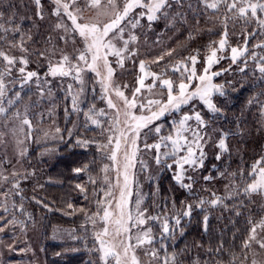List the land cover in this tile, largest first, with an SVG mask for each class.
Here are the masks:
<instances>
[{"label":"snow or ice","instance_id":"6c2138e0","mask_svg":"<svg viewBox=\"0 0 264 264\" xmlns=\"http://www.w3.org/2000/svg\"><path fill=\"white\" fill-rule=\"evenodd\" d=\"M33 3L36 17L39 20L45 19V5L42 0H33ZM201 3L205 9L215 12H220L223 8L222 17H216L223 28L221 38L208 45L203 54V67L197 70L201 55L197 50L194 55L176 60L172 64H165L159 72L153 71L152 65H159L166 57H172L176 52L175 48L167 49L151 61L139 60L136 83L131 88L127 83H118L115 73L117 68H124L126 61L136 62L133 58L138 56V49L131 47L138 41L134 30L143 27L142 21L149 28L153 22L161 19L169 25L174 24L176 18L182 17L183 13L172 10L174 7L182 8L183 0H50L51 7L48 10L57 19L54 27L63 33L60 40L65 45L72 43V53L51 44V36L47 38L51 47L30 50L28 45L33 42L30 30H24L15 24V13L5 19V13L0 12V45L7 46V50L0 46V118H3V128H8L11 121L13 126L8 128V131L12 135L24 133L27 126L26 135L31 136L32 124L27 118V106L23 116L19 109L12 111L22 99L20 91H13V88L9 87V84L15 86L17 82L23 88L34 81L39 95L44 97L52 95L49 77L61 80L70 78L72 82L67 83L64 88L65 99H70L71 111L75 113L82 111L80 105L84 103L86 93L89 90L94 93L95 85L98 84L100 99L105 102L107 109L111 110L109 112L103 108L97 109L95 104H91L87 111H84L85 126L87 127V121H90L101 128V134H106V142L101 143L95 138H78L73 145L80 148L96 145L97 150L111 162L101 169V186L93 189L96 211L89 214L87 209H76L71 203L66 206L72 213H83L85 224L92 225L93 248L89 251L98 254L100 264H142L138 251L143 252L147 264H179L178 254L169 253L162 241L169 237L175 239L177 230L183 235L182 220L191 217L195 208L203 209L206 205L227 207L224 201L241 193L245 197L253 194L264 196V154H261L246 173L244 169L229 173L232 179L229 185L225 186L224 196L210 191L211 199L201 197L195 203L181 201L179 206L173 200L171 208L165 204L156 215L149 214L148 210L142 207L143 196L139 193L136 169L139 165V171L144 172L148 170L149 165L141 153H152L151 159L158 169L171 171L172 180L179 187L192 192L195 181L189 172L204 168L207 159L206 147L213 139L212 134L208 132L211 120L205 118L204 110L212 114L221 113L222 109L218 106L216 97L226 96L225 84L215 82V78L229 71L231 64L228 69L212 71L213 66L219 64L221 59L228 58L219 53L230 50L232 64L243 65L238 69L241 73L249 70L250 59L253 62L250 69L253 75L259 73V79L264 81V54H258L255 50L249 51L248 48L250 37L254 38L258 33L264 35V0H201ZM230 20H242L244 25H255L251 31L245 29L243 45H229ZM78 40L79 47L76 46ZM256 48L264 50V42L253 45V49ZM13 50L20 54H13ZM32 55L46 61L47 70L43 76L39 71L28 69ZM87 73L94 74L91 89L86 79ZM10 77L12 79H9ZM229 86L232 87L231 82ZM232 90L236 89L232 87ZM259 95H264V91ZM247 103L259 104V114L264 118V101H259L258 96H253ZM68 111L66 107L65 112ZM162 121H168L167 125ZM54 132L56 135L52 138L63 141L64 137L59 136L61 129L56 127ZM5 135L6 133L0 130V139ZM68 135H73L72 130H68ZM229 135V132L219 131L215 141V146L219 149L216 160H220L229 152ZM44 137L48 138L49 132H45ZM149 139H152L151 143ZM16 142L17 145L24 143L19 139ZM53 151L55 149H45V153ZM26 152L27 149L24 148L20 155L23 156ZM5 162L10 161H0V233L13 231L15 234L17 227L21 232L26 230L25 221L17 217L15 210L27 215L28 219L32 218L30 213L25 212L23 189L20 184L21 179L27 180L30 174L22 175L15 169L9 172L3 167ZM212 167L215 168L216 165ZM72 171L77 174L87 173L89 165L75 167ZM110 171L114 172V176L110 175ZM220 175L225 173L221 172ZM237 176L241 177L242 184L236 182ZM148 179L153 177L149 175ZM204 179L210 180L212 177L205 176ZM88 182L96 185L97 180L90 175ZM75 187L85 193L87 199L86 187L81 184ZM17 196L21 198L20 203L16 202ZM32 199L35 200L36 197ZM37 203L51 210L47 203L41 200H37ZM240 207H244L243 201ZM10 208L13 211L10 212ZM234 211L235 215H241L239 210H235V206ZM208 220V215H205V231L208 229ZM151 222H158L159 237L150 226ZM246 225L247 235L241 244L243 259L232 253L227 264H246L249 252L253 256L251 264H264L256 258L259 253L253 251V244L264 250V215L259 219L250 215L246 219ZM2 243L0 241V244ZM15 243L16 241L8 244L7 248L15 251ZM157 243L159 247L155 246ZM29 250L20 249L21 252ZM215 254H224L223 243L215 249ZM56 255L60 256L61 253L57 252ZM192 264L211 262L201 261L197 257ZM215 264H224V261L217 259Z\"/></svg>","mask_w":264,"mask_h":264},{"label":"trees","instance_id":"16d2710c","mask_svg":"<svg viewBox=\"0 0 264 264\" xmlns=\"http://www.w3.org/2000/svg\"><path fill=\"white\" fill-rule=\"evenodd\" d=\"M42 3L47 6L45 7V19L39 20L35 15L33 0H0V12L5 13V19L15 13V24L20 25L24 30H30L33 36V42L28 45L30 50H44L51 47V44H55L58 48L61 46L59 44L60 40L57 42L56 38L59 35L58 30H55L54 27L56 18L48 10L51 6L50 0H42ZM188 5H191V7L189 8ZM178 11L183 13L182 17H178L179 34L176 39L183 47L180 56L184 58L194 55L199 50L201 54L199 62L203 63V54L207 51L208 45L213 41H219L221 38L223 28L220 20L216 17H222L223 8L220 12H215L212 9H205L201 0H183V7L179 8ZM254 27L255 25H244L242 20L235 22L230 20L228 22L229 45L232 47L243 45L245 29L251 31ZM166 30V32L173 31L172 28ZM49 36L52 37L51 44L47 42ZM9 38H11V33ZM260 42H264V35L258 33L254 38L250 37L248 40L249 51L255 50L258 54H264V50L260 48L253 49V45ZM0 46L7 50L6 45ZM13 54L19 55L20 53L13 50ZM219 55L228 58L221 59L219 64L214 65L213 70L228 69L230 64L231 69L215 78V82L225 84L226 96L216 97V102L222 109L221 113L212 114L207 112L206 114L207 119L211 120L208 132L211 134L210 129L216 131L212 134L213 139L209 141L206 148L205 166L203 169L194 172L195 183L192 192L179 187L172 180L171 171L161 170L160 175L152 182L153 186H156V193L152 194V200L148 198L146 201V209L151 215L158 214L165 204L168 208H171L173 200L179 206L181 201L195 203L201 197L211 199V190L221 196L226 195L225 186L229 185L232 179L229 173L236 172L238 169H244L246 173L249 166L261 154H264V118L259 114V104L249 105L247 103L249 98L253 96H258L259 101H264V95H259L264 91V81L259 79V73L253 75L250 70L253 62L250 59L249 70L241 73L238 69L243 65L240 63L232 64L230 50H225ZM30 59L29 70H36L41 74L47 70L46 61L42 58L32 55ZM161 63H164V61ZM229 82L236 89L235 91L229 86ZM52 84H54L53 81H51V90L55 89V84ZM9 87L13 88V91L21 92L22 99L16 104V108H20L24 102L27 103L28 99L32 101L39 95L34 81L29 82L23 88L20 87L18 82L15 86L9 84ZM64 95L62 90L57 93V105L53 108V113L47 108L46 116L43 115L45 120H42L41 123L38 119L40 114L37 108L39 109V107L36 104L33 105L32 102L28 103L32 105L27 110L30 111L29 120L32 127L31 136L25 138L27 139L24 143L27 152L21 156L20 151L23 148L20 149V145V148L17 150L15 148L13 153L0 155V161H10V163L5 162L3 164V167L9 172L15 169L21 173V166L17 163L21 161V165H24L25 168V171L21 174H30L27 180L21 179L20 184L23 189L25 212L30 213L32 218L28 219L27 215L15 210L17 217L24 220L28 226L38 222L41 225V229L37 231V233L39 232L37 236L38 250L37 247L32 254L30 251L21 252L20 249L26 247L24 243H19L17 248L15 247V252L5 255L10 260L12 258L18 259L19 261L17 260L15 264H100L98 254L89 251L90 248H93L92 225L90 223L85 224L83 213L78 211L72 213V210L67 209L66 206L71 203L76 209H87L89 214L96 211L93 189H98L101 186V169L106 158L97 150L96 145H91L89 148L74 147L73 145H75L78 138H95L101 143L105 142L106 134H101V128L91 124L90 121H87V127L85 126L86 119L83 113L87 111L91 104H95L97 109L105 107V104L100 99L99 90L96 89L91 96V103L89 105L85 103L82 106L83 112H79L80 115L76 116V113L70 110V100H64L62 97ZM48 106L49 104H47ZM66 107L69 109L67 113L65 112ZM76 117H79L77 130L73 132L72 136H69L68 130H71L72 122ZM40 124L50 125L53 130L59 127L61 129L59 136L64 137L63 141L57 138L38 143L36 128ZM220 130L230 133L227 141L229 152L225 153L220 160H216L215 156L219 149L215 146V141ZM27 132L28 128H26ZM45 149H55L56 154L52 157L44 156L42 153H45ZM84 164L89 165L87 173L77 174L72 171L73 168L83 167ZM214 164L216 165L215 168L212 167ZM221 172L225 175L221 176ZM90 175L97 180L96 185L88 182ZM205 176H211L212 179L205 180ZM236 182L243 183L239 176L236 177ZM77 184L86 187L87 199L85 193L80 192L75 187ZM5 187H9V185H5ZM255 195L245 197L241 193L232 199H226L224 204L227 207L206 205L203 209L195 208L191 217L182 220L183 235H180L179 230H177L175 239L169 237L163 240L162 243L167 246L169 253L175 252L178 254L179 264H192V261L197 257L201 261H210L211 264H215L217 259L223 260L224 264H227L232 253H235L239 259H243L244 252L241 249V244L247 235L246 219L250 215L255 219H259L260 216L264 215V197L260 199L254 197ZM34 196L36 197L35 200L32 199ZM15 199L17 203L21 202L19 196ZM153 199L159 200L157 208L152 206ZM37 200L47 203L51 210L44 208L42 204L37 203ZM241 201H243L244 207H240ZM234 206L235 210L241 212V215H235ZM11 211L13 209L10 208ZM66 212L72 214H66ZM0 214H2V210H0ZM205 215L209 217L207 231H205L203 223ZM150 226L153 227L154 233L159 237L158 222H151ZM60 228L67 229L69 233L66 235H72V239L67 237L59 240L54 239L51 235L52 232L59 231ZM17 231H20L19 227L15 229V233ZM13 234V231L3 233L7 237ZM221 243L224 245V254L217 256L215 249ZM155 246L159 247V243ZM72 249H75V251ZM208 249L213 251L209 252ZM57 252L61 255L57 256ZM249 253L248 256H250Z\"/></svg>","mask_w":264,"mask_h":264},{"label":"rangeland","instance_id":"374dc122","mask_svg":"<svg viewBox=\"0 0 264 264\" xmlns=\"http://www.w3.org/2000/svg\"><path fill=\"white\" fill-rule=\"evenodd\" d=\"M45 7H47V6H45ZM49 7H51V6H49ZM178 9H179L178 7H174L172 11L175 12V11H178ZM178 22H179L178 17L176 18L174 24H172V25L167 24L163 19H161L159 21L153 22L151 28H149V27H147V24L144 21H142L141 23H142L143 27L134 30L136 35L138 36V41L135 42L133 45H131V47L138 49V53H139L138 56L133 58L136 62L133 63L132 60H128L125 62V66L123 69L117 68L116 73H115L116 81L120 84L127 83L129 85V87L131 88L136 83V76L138 75V71H139L138 70L139 60L151 61L152 59H154L158 55L162 54L167 49L175 48L176 52L173 53L172 57H166L164 60V63H161L159 65H152L151 67H152L153 71L159 72L162 68H164L165 64H172V63H175L176 60L183 59L182 56H180L181 52L183 51L182 44L176 40L178 38V34H179ZM56 23H57V19L55 20V24ZM68 23L70 24V21ZM167 28H172L173 31L172 32H166ZM58 34L59 35L56 37L57 42H59L60 36L63 35V33L60 30H58ZM59 44H61V46L59 47L60 49H63L64 51H66L68 53H72L73 45L71 42H69L67 45H65L64 42L62 40H60ZM76 46L77 47L80 46L79 40L77 41ZM113 66L116 67L115 64ZM202 67H203V63L198 61L197 70L199 71ZM213 68H214V66H213ZM213 68H212V71H214ZM41 75L43 76V74H41ZM169 75H171V73H169ZM93 77H94L93 73H87V75H86V79L89 82V89H91V87H92L91 81H92ZM173 78L175 79L176 77H173ZM48 79L50 81H53V83L55 84V89L51 90L52 91L51 96L46 95L44 97H41L40 95H38L32 101L30 99H28L27 103L24 102L20 108L15 107L14 110L12 109V111L19 109V111L21 112V114L23 116V114L25 113V106H27V110H28V107L32 106L31 104H28V103L32 102L33 105L36 104V106L39 107V109L37 108V111L40 114V116L38 117L39 122L41 123L42 120H45V117L43 115L46 116L47 108H48V110L52 111L53 108H55L57 105V101H56L57 93L61 92V90H62V92L65 94L64 88H66L67 83L72 82L70 78H65L64 80H61L59 78L49 77ZM54 84H52V85H54ZM50 86H51V84H50ZM95 88L97 90H99V93H100V88H99L98 84L95 85ZM92 94H93V92L91 90H89L86 93V96L84 98V103H82L80 105L81 109H82V106L85 105V103L88 105L91 103ZM62 97L65 100V95ZM47 104H49L48 107H47ZM104 104H105V102H104ZM70 107H71V104H70ZM102 108L105 109L106 111H109V112L111 111V110L107 109L106 104H105V107H102ZM70 110H71V108H70ZM185 110H187V108ZM204 112H205V117L207 119L206 109L204 110ZM51 113H53V111ZM29 114H30V111H27V118L28 119H29ZM9 115H11V112L9 113ZM77 115H80V113H76V116ZM78 119H79V117L78 118L76 117V118H74V120L72 122V127H71L72 132H75L77 130ZM85 119H86V117H85ZM103 119L106 120V118H103ZM170 119L171 118H169V121H170ZM2 120H3V118H0V130L4 131L6 133V135L2 139H0V155L3 156L6 154H9V153H13L15 151V148H16V150L18 148H20V145H17V142H16L17 139L20 140V137H21V140H23L25 143L27 141V139H25V138L28 136L26 135L27 134L26 133L27 126H25V132L24 133H18L17 135L14 136L11 134V132L8 131V128H11L13 126V122H11V121L9 122L8 128H3ZM16 123H18V122H16ZM164 123L167 125L168 121H166ZM36 129H37L36 136H37V142L38 143H44V142L51 141L53 139L52 137L54 135H56L53 128L47 124H40L39 126H37ZM165 131H167V127L165 128ZM45 132H49L48 138L44 137ZM210 132H211V134L215 133L211 129H210ZM18 136H19V138H18ZM105 142H106V137H105ZM151 142H152V139H149V143H151ZM24 143L21 145L20 149H22V148L27 149L26 144H24ZM54 154H56V151L44 153L43 155L47 156V157H52ZM141 156L145 161H147V163L149 165L148 170L144 171V172L139 171V165H137V169H136L138 172L139 193L143 196L142 207L146 208V201L148 200V198H150V200H152L153 197L151 198V196H152V194H155L156 190H157L156 186H153L152 182L157 179V177L161 173V170L158 169V167L154 164L153 160L151 159L152 153H141ZM17 163H19V165L21 166V169H22L21 173L23 171H25L24 165H21L22 164L21 161L17 162ZM110 163L111 162L108 159H106L104 161V165L110 164ZM194 172L190 171L189 175H191L193 177L195 175ZM110 175L114 176V172L110 171ZM149 175H151L153 177V179H148ZM102 177H103V173H102ZM102 177H101V179H102ZM193 179H194V177H193ZM213 191L214 190H211V192H213ZM217 195L221 196L220 194H217ZM254 197L262 199L264 196L256 194ZM134 199H135V191H134V195H133V200ZM158 201H159L158 199L157 200L153 199L152 206L154 208H157ZM263 206H264V202H263ZM40 226L41 225L39 222L35 223L34 225H31V226L26 225V230L24 232L21 233L20 231H17V233H15L9 237L4 236L3 233H0V241L3 242L2 244H0V264H8V263L9 264H15V263H17L18 259L12 258L10 260L8 257H5L6 254H8L10 252L11 253L15 252V251H10L7 248V245L12 244L16 240H18V241H16V243L14 245L16 248L19 245V243H24L25 247L27 249H30L29 251L32 254L33 251L38 247L37 236L39 235V232L37 233V231H39V229H41ZM6 232H8V231H6ZM68 233L69 232H67V229L60 228L59 231L58 230L53 231L51 235L54 239H57V240L63 239V237H67L69 239H72V235H66ZM17 237H18V239H16ZM21 237H23V239H21ZM38 249H39V247L37 248V250ZM253 251L259 253V255L256 258L259 261L264 262V250H260L257 245L253 244ZM137 254L140 256V258L142 260V264H147V258L144 257L143 252L138 251ZM249 255L250 256H249V259L246 262V264H251V259L253 258V256H252L251 252L249 253ZM25 259H26V257H25ZM154 264H155V262H154Z\"/></svg>","mask_w":264,"mask_h":264}]
</instances>
